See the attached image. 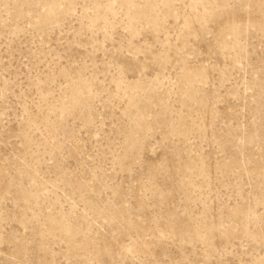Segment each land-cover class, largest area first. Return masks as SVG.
Returning a JSON list of instances; mask_svg holds the SVG:
<instances>
[{
	"label": "rangeland",
	"instance_id": "1",
	"mask_svg": "<svg viewBox=\"0 0 264 264\" xmlns=\"http://www.w3.org/2000/svg\"><path fill=\"white\" fill-rule=\"evenodd\" d=\"M0 264H264V0H0Z\"/></svg>",
	"mask_w": 264,
	"mask_h": 264
}]
</instances>
